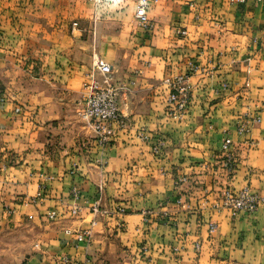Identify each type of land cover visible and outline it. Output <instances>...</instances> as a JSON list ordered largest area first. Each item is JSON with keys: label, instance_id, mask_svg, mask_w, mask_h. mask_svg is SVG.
Returning a JSON list of instances; mask_svg holds the SVG:
<instances>
[{"label": "crops", "instance_id": "obj_1", "mask_svg": "<svg viewBox=\"0 0 264 264\" xmlns=\"http://www.w3.org/2000/svg\"><path fill=\"white\" fill-rule=\"evenodd\" d=\"M148 1L149 31L137 21L126 28L116 14H83L68 0L47 35L16 30L29 23L26 16L0 15V224H34L26 264H64L66 257L81 264H264V208L234 219L212 208L226 189L264 193V3ZM64 27L67 42L60 43ZM97 58L113 65L115 84L125 87L127 127L114 128L106 148L79 116L86 84L94 73L100 78ZM190 64L198 71L187 81L190 105L179 122L168 116L164 80ZM247 116L261 122L239 135ZM226 135L237 156L233 170L221 151ZM180 177L187 181L178 184ZM97 201L112 216L101 213L90 241L78 242L75 233L89 228Z\"/></svg>", "mask_w": 264, "mask_h": 264}, {"label": "built area", "instance_id": "obj_2", "mask_svg": "<svg viewBox=\"0 0 264 264\" xmlns=\"http://www.w3.org/2000/svg\"><path fill=\"white\" fill-rule=\"evenodd\" d=\"M95 3L96 6L102 5L108 2H124L125 0H90ZM251 0H229L232 5H245ZM255 3H264V0H252ZM150 2L148 0H138L135 9V19L144 30H153L155 28L154 22L149 17ZM180 36H186L187 31L180 30ZM94 69L96 74L99 75L97 79L94 74L90 79V83L86 84L87 95L81 103V109L79 112L80 118L83 122L93 131L97 136L98 145L102 148H106L111 139L114 137L115 130L122 131L126 129L127 123L120 110V96L124 86H118L114 80V67L104 59L97 58L94 62ZM198 67L194 64L189 65L187 73L180 74L176 77H168L164 80V84L169 91L168 94V116L175 121L181 122L189 109L190 95L188 79L190 75L196 73ZM228 85L223 84V89L226 90ZM261 122L260 116H247L245 119L240 120L237 133L239 135H247L254 124ZM137 138L142 141H148L149 136L144 132H139ZM233 140L229 135L223 140L221 151L224 154L227 167L233 170L236 164V153L233 150ZM157 152L160 150L157 149ZM187 181V177H180L178 184H183ZM177 205L181 204V200H178ZM212 208L216 211L228 210L230 216L234 219L240 214L246 213L254 215L264 208V193L254 192L249 188H244L239 191L226 189L222 191L218 200L214 201ZM118 215L125 214V209L118 207L116 209ZM80 212L78 207L72 210V215H78ZM112 216L111 212L104 211L101 208L100 201L95 202L91 207V214L94 215V219L90 222L89 228L75 233V239L78 242H89L92 237L93 230L97 225V217L101 214ZM50 220L57 218V213L52 212L48 214ZM117 228L122 230L124 224L121 222ZM216 224H209V232L214 233L216 231ZM68 234L72 232L67 231ZM201 245L196 244V250L200 251ZM64 264H81L78 262H72L67 257L63 259Z\"/></svg>", "mask_w": 264, "mask_h": 264}, {"label": "rangeland", "instance_id": "obj_3", "mask_svg": "<svg viewBox=\"0 0 264 264\" xmlns=\"http://www.w3.org/2000/svg\"><path fill=\"white\" fill-rule=\"evenodd\" d=\"M70 4H74L77 11L81 13L95 14H113L121 16L124 20V26L128 28L132 26L134 18V6L136 0H126L124 3H104L96 6L90 0H68ZM0 15L8 12V17L26 16L29 23L24 25H16L15 29L23 28L30 33L41 35L53 33L57 25H53V17L60 15L61 17L67 12L68 3L66 0H0ZM19 6L12 8V6ZM24 5L25 8L20 6ZM17 15V16H15ZM39 18V20L37 19ZM133 28V26L131 27ZM116 28H110V33H114ZM59 42H67L62 38L67 33V29H59ZM57 44V43H56ZM49 47H52V39L49 41ZM61 47V45H60ZM5 223L0 224V264H26L30 254L34 251L36 245V230L34 224L28 221H11L6 218Z\"/></svg>", "mask_w": 264, "mask_h": 264}]
</instances>
